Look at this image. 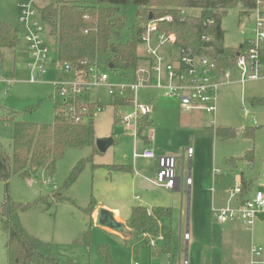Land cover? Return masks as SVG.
<instances>
[{
    "label": "rangeland",
    "instance_id": "1",
    "mask_svg": "<svg viewBox=\"0 0 264 264\" xmlns=\"http://www.w3.org/2000/svg\"><path fill=\"white\" fill-rule=\"evenodd\" d=\"M21 0H0V24L7 23L17 27L20 32V44L16 54L7 53L0 67V145L10 151L14 131L13 122H35L51 124L54 121V106L62 102L55 83L72 79L59 63L56 48L52 45L47 60V74L39 84L29 81V48L24 40V28L19 22ZM51 1L38 0L39 9ZM71 4L80 0H60ZM240 8L228 10L222 19L225 32V53L233 57L239 46L252 36L256 26V15L240 17ZM120 14L125 27L121 39L130 37V28L138 24V9L125 7ZM48 40L52 43L49 35ZM246 38V39H245ZM264 47V44H263ZM1 66V65H0ZM105 71L106 67L101 68ZM107 71V70H106ZM16 73V76H15ZM111 73V72H110ZM8 74L15 76L10 78ZM10 83H9V82ZM228 90V91H226ZM226 91L220 100L216 124L205 113L185 114L177 98H166L162 94L152 95L151 105L154 116L149 129L142 132L138 140V153H143L144 136L149 130L154 131V146L158 155L180 157L177 160V173H185V179L191 173L209 175L214 168L224 171L225 161L231 155L243 154L247 149L254 151L255 162L245 168V173L253 180L254 190L264 187V108L256 105L255 100L264 96V79L242 86L222 89ZM153 94V93H152ZM250 110L245 117L242 111V99ZM87 104L95 103L102 107V112L94 120L97 140L113 139L115 144L107 152L96 148H74L66 151L57 164L56 175L46 178H22L14 175L5 183L0 180V264H8L6 250L7 236L2 230L1 208L7 196L19 204H29L42 198V202L19 214L22 227L33 238L52 244L55 255L62 261L71 260L75 264H231L240 256L251 241L252 233L240 224L239 244L234 245L233 238H228L224 229L214 221L210 203L201 198L191 197L185 192H166L145 183L134 188L129 171H111V166H132L134 162L133 132L119 124L121 115L131 112V108L116 106L114 98L105 87H95L82 96ZM145 97H142V99ZM214 127H232L237 131L245 129L248 134L255 131L254 138L238 136L234 140L216 137ZM248 128V129H247ZM233 130V129H232ZM235 131V130H234ZM236 132V131H235ZM97 144V143H96ZM193 150L189 158L188 151ZM184 157V161L182 159ZM92 158L75 181L66 186L74 168L84 159ZM250 155L245 157L248 164ZM144 175L154 180L157 167L153 161L139 158L135 161ZM139 198L136 199V198ZM203 198V199H202ZM151 199H160L162 205H168L173 211L170 222L173 236L168 254H162L165 245L162 233L146 236L140 231H133L123 226L122 230L109 231L98 225L92 213L100 206L119 207L123 220L131 216V207L143 206L141 203ZM154 203V202H153ZM158 205V204H157ZM104 210L101 208V211ZM118 222L119 219H117ZM254 226L253 237H257L259 221ZM190 240L187 242L186 233ZM90 241L85 243V234ZM155 247H151V244ZM103 248H102V247ZM104 248L107 253L103 252Z\"/></svg>",
    "mask_w": 264,
    "mask_h": 264
},
{
    "label": "trees",
    "instance_id": "2",
    "mask_svg": "<svg viewBox=\"0 0 264 264\" xmlns=\"http://www.w3.org/2000/svg\"><path fill=\"white\" fill-rule=\"evenodd\" d=\"M138 9V24L130 28L128 40L121 39L124 30V18L120 14L125 7ZM240 8V17L250 16L259 9L264 13V0H80L66 4L60 0L51 1L40 9L43 23L50 28L52 45L56 48L60 64H69L82 71L85 76L93 66L111 73H122L130 77L142 63L139 53L142 30L140 25L154 18L171 15L172 24L162 25L167 33H174L178 45L191 47L200 53H206L216 59L220 68L232 65L224 58L225 32L222 19L228 10ZM185 12V15L182 13ZM213 21V25H209ZM202 34L211 35L214 42L204 46L200 42ZM20 44V32L17 27L7 23L0 24V61L5 51L15 52ZM210 47L211 50L206 49ZM264 64V50L261 52ZM113 66V69H110ZM10 78L15 76L10 75ZM67 102L54 106V121L51 124L35 122H13L14 137L10 151L0 145V180L7 183L12 176L22 178H46L56 175L57 164L69 149L96 148V130L94 120L77 124L66 115ZM254 106L264 108V96L255 100ZM218 138L229 139L235 136L230 129H217ZM255 131L244 133L245 138H254ZM146 140V138H145ZM253 151L250 153L253 161ZM84 159L72 171L67 180L69 186L79 178L88 162ZM113 171H124L125 167H109ZM42 198L29 204H19L7 196L1 208L2 230L7 236L6 250L8 264H75L71 260L64 262L54 252L52 244L33 238L22 227L19 214L26 212L42 202ZM172 210L156 208L152 212L144 207L133 210L127 226L133 231L144 234H160L165 239L162 254H168L173 236L171 227L161 226L163 219H172ZM90 235L85 234V243Z\"/></svg>",
    "mask_w": 264,
    "mask_h": 264
},
{
    "label": "built area",
    "instance_id": "3",
    "mask_svg": "<svg viewBox=\"0 0 264 264\" xmlns=\"http://www.w3.org/2000/svg\"><path fill=\"white\" fill-rule=\"evenodd\" d=\"M37 2L21 0L19 4V22L24 28V40L29 48L28 73L31 84L41 83L47 74L46 65L51 50L47 37L48 27L42 21ZM182 13L185 15V12ZM252 14L257 17L252 36L246 39L233 57L224 54V58L232 63L226 68H220L216 59L206 53L179 46L174 33L163 31L162 25L173 23L171 15L149 19L140 25L142 35L139 53L142 63L130 77H124L122 73L101 71L99 66L91 67L85 76L82 71L67 63L63 64L66 74L73 73L75 76L54 84L62 102L68 104L67 117L77 124L98 118L102 107L95 103H85L82 96L95 87L107 88L108 94L121 103V107L132 109L128 114L121 115L118 121L133 132L134 158L156 159L157 172L151 183L159 188L173 189L179 182L177 158L157 156L154 150H146L143 154L136 150L142 132L149 129L146 125L153 113L149 96L151 92H159L163 97L177 98L183 113H205L213 118L212 123L215 124L219 94L224 87L238 84L244 88L248 83L264 79V64L261 60V52L264 50V13L257 9ZM208 24L213 25V21ZM200 42L210 46L214 38L202 34ZM206 49L211 50L210 47ZM242 111L245 116L250 115L244 96ZM144 137L150 143L154 142V131L149 130ZM188 155L192 157V149H189ZM187 185H191V179L187 180ZM226 196L224 206L212 208L214 220L218 224L240 223L248 232H253L258 221L257 214L264 213V191L259 189L251 199H245L242 185L237 184L226 191ZM186 240H190L189 233L186 234ZM151 246L155 245L152 243ZM250 254V264H264L263 248L253 244ZM184 264H188V261Z\"/></svg>",
    "mask_w": 264,
    "mask_h": 264
},
{
    "label": "crops",
    "instance_id": "4",
    "mask_svg": "<svg viewBox=\"0 0 264 264\" xmlns=\"http://www.w3.org/2000/svg\"><path fill=\"white\" fill-rule=\"evenodd\" d=\"M245 41L239 46V48L235 51V53L241 48V46L245 43ZM16 52H17V50L15 52H13V51H5L4 58H3L2 61H0V65H1L0 67L2 69H3L2 63H3V61H4L5 57H6V54L7 53H11V54H14L15 55ZM29 61H30V55H29ZM8 76H10V74H8ZM15 76H16V73H15ZM74 77L75 76L73 75V78ZM232 86H240V85L235 84V85H232ZM232 86H227V87H232ZM227 87H224L223 89H225ZM226 91H228V90H226ZM226 91H222V90L220 91V94H219V102H218V112H219L220 100L225 95V92ZM157 93L159 94V92H151V95L149 97H151V99H153L152 98V95L153 96L155 94L157 95ZM114 103H115L116 106H122L121 103L116 102L115 100H114ZM194 113H196V112H194ZM200 113H202V112H200ZM154 114L155 113L153 111L152 115L150 116V118L148 120V124L146 125L147 128L150 125L151 119L154 116ZM217 115H218V113H217ZM245 117H248V116H245ZM216 119H217V117L215 118V124L217 122ZM215 124H213V126ZM217 129H230V130L233 129L232 131H234V130L236 131V132L234 131L235 132V136L233 138H229V139H226V140H234V139L238 138V136H241V137L245 138L244 137V133L246 132L245 129H243L241 131H237L235 128H232V127H222V128H220V127H214L215 134H216ZM216 137H217V135H216ZM143 144L146 145V146H143V148H142V150H143L142 152L143 153L146 150H154L155 153H156V155L158 156V153L156 152V149L157 148L155 149V146H154V143L153 142L150 143L146 139V140H144ZM136 150L138 152V143H137V149ZM251 152L252 151H250V150L247 149L243 154H240L239 153V154L231 155L225 161V164H226V167L227 168L224 171H222V172L220 171L219 168H214L213 175H212L211 178L209 177V175H196L194 177L190 173L189 176H188V178L185 179V173L184 172L182 174H178L177 173L179 182H178V184L173 189L159 188V187L153 185L151 183L152 179L148 178L147 176H145L143 174L145 171H144V169L139 168V164H137L135 162L137 160L135 158H134V162H133L132 166H114V167H125V170L124 171H129L130 172V181H131V185L134 188H138L141 185H144L145 183H149V185H152L153 187L162 189V190H164L166 192H172V193L181 192V193H183L186 190V192L189 195H191V197L193 196L196 199L197 198H201L200 195H202L203 198L206 199L207 203L208 204L210 203L211 213H212V208L214 206L215 207H222V206H224L226 204V201H227L226 191L230 187H233V186H235L237 184H241L242 187H243V190H244V198L245 199H251L254 196V194L256 193V190H254V187H253V185H254L253 180H250L248 178V176L246 175V173H245V168L251 167L249 165H252V164L254 165V162H255V153H253V156H254L253 161L252 162L250 161V159L252 158V156L250 154ZM143 153H141V154H143ZM248 154L250 155V158L248 159V164H247L244 160H245V157ZM176 158H177V160L180 159V157H176ZM182 159L184 161V157H182ZM146 160H148V159H146ZM150 161H153L154 168H156L158 166V163H157V160L156 159H151ZM111 167H113V166H111ZM109 170H111V169H109ZM111 171H113V170H111ZM188 179H191V185H187V180ZM259 189L264 191V187H261ZM136 199L139 200L138 197ZM144 202L145 203H141V204L146 205V206H148V204L150 205L151 202H152V204H154L155 207H153L152 209H148V208L144 207V208H146L150 212H152L156 208H165V209L169 208V209H171L170 207H168V205H162L163 203L160 202V199H157V200H154V201L152 199H151V201H148V199H147V201H144ZM138 207H143V206H138ZM101 208L102 209L109 210L110 212H112L113 215H114V217H115V219L116 220L119 219L120 223L125 228H128L127 223H128V220L130 218L127 219V220H123L121 209L119 207H111L109 205H103L101 207L99 206L92 213V216H93V219H94L95 222H98V218H99V214L101 212ZM135 208H137V207H133V206L131 207V211H130L131 214H132V212H133V210ZM172 214H173V211H172ZM171 220L163 219V220L160 221V225L161 226L171 227L170 226ZM258 221L261 222L260 220H258ZM261 223L262 224H259L257 226V228H258L257 237H255V239L253 237L254 236L253 235L254 230H253V232H250V233H252L251 241L247 244V246L243 250V253H241V255L239 257L236 256L233 259V261H232L231 264H250V260H251V254L250 253H251V247H252L253 244L258 245V246H260L261 248L264 249V221L261 222ZM219 225L224 229L223 231L228 236V238H233L234 239V241H233V244L234 245L239 244V238L241 236L240 230H239L240 228H238V226L235 223L234 224H219ZM104 229H108L109 231H113V230H111L109 228H104ZM187 233H189V232H187ZM145 235L148 236L147 234H145ZM151 247H155V246H151ZM103 252L107 253V249L104 248V251Z\"/></svg>",
    "mask_w": 264,
    "mask_h": 264
},
{
    "label": "water",
    "instance_id": "5",
    "mask_svg": "<svg viewBox=\"0 0 264 264\" xmlns=\"http://www.w3.org/2000/svg\"><path fill=\"white\" fill-rule=\"evenodd\" d=\"M153 18H154L153 14H150L149 19L152 20ZM110 69H113V66H110ZM96 143H97L96 144L97 149L100 152L105 153L111 146L115 144V141L112 138L99 139ZM257 217L258 220H260L261 222L264 221V213L257 214ZM98 224L100 227L109 228L114 231H119L123 229V225L115 219L113 213L106 209L100 212L98 218Z\"/></svg>",
    "mask_w": 264,
    "mask_h": 264
}]
</instances>
